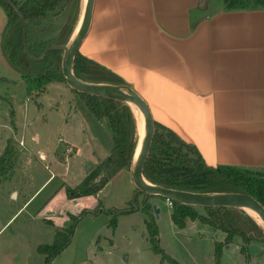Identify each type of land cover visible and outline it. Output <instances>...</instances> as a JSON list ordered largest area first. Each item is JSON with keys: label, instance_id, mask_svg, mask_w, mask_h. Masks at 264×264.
Returning <instances> with one entry per match:
<instances>
[{"label": "crops", "instance_id": "crops-1", "mask_svg": "<svg viewBox=\"0 0 264 264\" xmlns=\"http://www.w3.org/2000/svg\"><path fill=\"white\" fill-rule=\"evenodd\" d=\"M2 14L0 10V40L7 21ZM78 52L123 81L146 103L153 122L194 145L207 166L264 172V7L230 9L223 0H93L89 29ZM13 76L23 78L7 65L0 50V83L13 82ZM37 104L40 110L42 104ZM83 119L73 120L85 127L82 133L91 142V153L80 162L79 182L61 184L43 199L35 215L28 214L31 220L51 223L52 229L57 225V204L72 203L78 213L100 198L109 184L94 197H67L66 189L80 184L109 154L97 125ZM34 140L40 142L37 135ZM79 145H64V154L71 155V150L80 157ZM56 146L53 155L35 156L34 164L58 160ZM17 147L15 166L0 185V204L13 200L21 205L3 211L2 215L8 213L3 220L0 213V264H29V255L46 243L40 237L50 238L49 231L34 227L33 238L23 236V212L55 177L51 174L32 195L27 194L30 180L23 177L22 167L23 159L31 157ZM72 215L67 213L63 221ZM210 232L220 242L226 237L218 230Z\"/></svg>", "mask_w": 264, "mask_h": 264}, {"label": "rangeland", "instance_id": "rangeland-1", "mask_svg": "<svg viewBox=\"0 0 264 264\" xmlns=\"http://www.w3.org/2000/svg\"><path fill=\"white\" fill-rule=\"evenodd\" d=\"M83 8L84 0H72L66 9L57 8L48 12L44 22L48 28V34L58 36L69 22L72 25L73 23L79 24ZM0 10L5 21L6 17L1 4ZM79 74L84 80H92V77L84 71ZM11 78L19 85L14 86L13 82L6 85L0 83V155L8 141L12 149L11 165L9 164L7 173L15 166L16 156L20 154L17 147L19 146L31 157L30 160L23 159L22 167L23 177L26 181L30 180L26 187L27 194L32 195L51 174L55 177L39 198L30 205L27 211L23 212V236L33 238L30 228L34 227L37 231L41 228L50 232V238L49 236L40 237L39 240L46 242L41 244H52L51 235H54L57 226L66 224V229L75 224V232L70 245L51 264H169L161 263V256L156 255L152 250L146 229V221L149 218L141 210L143 196L140 194L136 197L139 211L116 217L113 213L105 212L79 216L82 210L75 213L76 208L72 203L70 205L61 203L56 205L59 210L55 213L58 220L55 218L57 225L54 229L50 224H43L44 222L40 219L28 218V214H36L43 199L52 196L56 190H59L61 184L66 183L73 186L79 182L82 174L80 162L86 158V154L91 153L89 152L91 142L85 137L86 133H82L85 127H82L79 121L84 118L82 102L65 82L44 84L43 81H39L36 85L26 77H23V80L14 76ZM42 89L43 92H41ZM36 101L42 104L40 110L35 105ZM133 116L138 142L143 130V120L140 114L133 113ZM74 118L79 120H73ZM95 123L106 146V139L108 135L110 136L111 130L106 121ZM93 127H95L94 123ZM35 135L39 137L40 142H35ZM73 142L80 143L79 146L82 149L80 157H76L71 150V155H65L63 152L64 145L73 144ZM56 145L60 147L55 152L58 160L52 158L51 163L34 164L35 156L38 157L41 152L53 155ZM136 190L131 173L121 170L116 177L111 178L100 198L95 199L94 203L93 201L88 203L87 210H94L99 203L106 210L123 209L133 200ZM147 202L151 205L150 212L154 215L157 226L159 247L166 255L180 264H214L215 242L220 241L214 236L211 237L210 227L198 221L194 223L187 221L185 227L180 229L171 220L172 206H168L166 200L148 198ZM6 203L0 204L1 220L8 214L2 215L8 207L12 208L10 211H14L21 205V202L17 203L13 200H8ZM153 207H156V213ZM67 213L79 219L75 221L69 216L65 223L63 218L67 217L65 216ZM256 222L260 225L258 221ZM16 223L18 225L20 219ZM34 239H36L35 236ZM241 246V238L234 236L228 247L226 248L225 245L222 248L220 264H244L245 256L240 253ZM40 255L37 251L33 252L31 257L29 255V264H41L43 257ZM247 256L248 264H264L263 245L256 241L249 243ZM125 257L127 261H124Z\"/></svg>", "mask_w": 264, "mask_h": 264}, {"label": "trees", "instance_id": "trees-1", "mask_svg": "<svg viewBox=\"0 0 264 264\" xmlns=\"http://www.w3.org/2000/svg\"><path fill=\"white\" fill-rule=\"evenodd\" d=\"M223 1L225 7L230 9L244 8L249 5L264 7V0ZM10 2L0 0L7 17L1 34L0 50L7 65L23 77L29 78L31 82H35L36 85L39 81H43L44 84L66 83L62 73L63 50L50 48L66 46L73 37L78 24L73 23L72 25L69 22L58 36H50L44 22L48 12L57 8L66 9L72 0H10ZM24 30L27 54L24 51ZM43 55L44 58L41 59ZM81 70L90 75L92 80L82 79L79 74ZM72 71L79 80L85 83L126 86L116 75L82 57L79 52L74 58ZM71 91L82 102V113L86 122L96 124V121H106L111 130L110 136L108 135L106 139L108 156L100 161L80 184L66 189L67 197L72 200L85 196H96L119 171L130 172L138 142L135 119L129 105L79 93L73 89ZM38 94L42 93L38 92ZM153 123L154 134L149 155L143 167V177L148 182L165 189L196 194H246L255 198L264 207V172L231 166L209 167L194 145L182 140L169 128L156 122ZM11 155L12 149L8 141L0 156V185L11 165ZM139 194L143 196L141 210L149 218L146 221V229L153 252L161 256V263L180 264L166 255L159 247L157 226L147 199L165 200L162 197L148 195L137 189L133 200L123 209L106 210L99 203V207L97 206L94 210L83 209L79 216L105 212L113 213L116 217L137 212L140 210L136 200ZM170 201L172 203L171 220L178 228H184L187 221H198L226 235L223 242H215L214 264H220L222 248L231 243L234 236L241 238L240 253L245 256L244 264H248L247 246L249 243L259 242L264 250V228L244 210L200 208ZM71 219L77 221L79 218L71 216ZM74 232L75 224L66 229H57L52 244L37 246L36 251L44 256L43 264H51L62 254L70 245Z\"/></svg>", "mask_w": 264, "mask_h": 264}, {"label": "water", "instance_id": "water-1", "mask_svg": "<svg viewBox=\"0 0 264 264\" xmlns=\"http://www.w3.org/2000/svg\"><path fill=\"white\" fill-rule=\"evenodd\" d=\"M6 1L11 3L10 0ZM92 4L93 0H86L79 27L75 30L70 42L66 46H55L50 49L60 48L63 50L62 73L67 86L71 89L79 93L126 103L130 107L131 105H134L140 111L143 117L144 133L142 139L137 143L136 149L138 147V152L136 155L134 154L133 164L130 171L135 187L148 195L162 197L165 200H173L184 205L200 208L248 209L257 214L264 228V207L250 195L237 193L196 194L176 191L153 185L143 177V167L147 161L154 134L153 119L146 103L128 86L85 83L79 80L72 71L74 58L89 29ZM24 51L27 54L25 30ZM43 58L44 55L41 59ZM153 209L156 213V207H153Z\"/></svg>", "mask_w": 264, "mask_h": 264}, {"label": "bare ground", "instance_id": "bare-ground-1", "mask_svg": "<svg viewBox=\"0 0 264 264\" xmlns=\"http://www.w3.org/2000/svg\"><path fill=\"white\" fill-rule=\"evenodd\" d=\"M85 3H86V0H84V6H85ZM83 9H84V8H83ZM79 23H80V22H79ZM78 27H79V24L77 25V28H78ZM131 109H132V111H133V113H134L135 115H137V114L139 115V114H140V117H141L142 120H143V117H142L140 111H139L134 105H131ZM143 133H144V130H142L140 140H141L142 137H143ZM137 152H138V147H137V149H136V151H135V155L137 154ZM244 211H245L249 216H251V217L254 218L256 221H258V222L260 223V225H262V222H261L260 218L257 216L256 213H254L253 211L248 210V209H245Z\"/></svg>", "mask_w": 264, "mask_h": 264}, {"label": "built area", "instance_id": "built-area-1", "mask_svg": "<svg viewBox=\"0 0 264 264\" xmlns=\"http://www.w3.org/2000/svg\"><path fill=\"white\" fill-rule=\"evenodd\" d=\"M166 203H167L168 206H172V203H171L170 200H166Z\"/></svg>", "mask_w": 264, "mask_h": 264}]
</instances>
